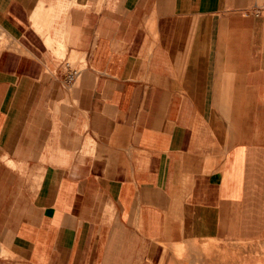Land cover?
Returning <instances> with one entry per match:
<instances>
[{
  "label": "crops",
  "instance_id": "crops-1",
  "mask_svg": "<svg viewBox=\"0 0 264 264\" xmlns=\"http://www.w3.org/2000/svg\"><path fill=\"white\" fill-rule=\"evenodd\" d=\"M0 21V264L259 254L264 0H0Z\"/></svg>",
  "mask_w": 264,
  "mask_h": 264
},
{
  "label": "rangeland",
  "instance_id": "rangeland-1",
  "mask_svg": "<svg viewBox=\"0 0 264 264\" xmlns=\"http://www.w3.org/2000/svg\"><path fill=\"white\" fill-rule=\"evenodd\" d=\"M8 44H9V37L6 35V33H5V31H4L3 27H2L1 21H0V51L3 48L7 47ZM68 60L72 63V66L74 68L80 69L83 72V69H84L83 65H80V63L75 61L73 58H70V59L67 58L65 61H68ZM65 84L66 85H71V84H68L66 82H65ZM249 254H250V252L248 251L247 247H245V248L243 247V256H242V259H241L242 264H250L251 260L252 261L253 260L254 261L257 260V262H254V263H257V264H264V246L261 247V250H260L259 254H257L256 257H253V259H250L251 256ZM222 260H224V259H222Z\"/></svg>",
  "mask_w": 264,
  "mask_h": 264
},
{
  "label": "built area",
  "instance_id": "built-area-1",
  "mask_svg": "<svg viewBox=\"0 0 264 264\" xmlns=\"http://www.w3.org/2000/svg\"><path fill=\"white\" fill-rule=\"evenodd\" d=\"M62 70L64 81L68 84H72L82 74V70L74 68L69 60L63 63Z\"/></svg>",
  "mask_w": 264,
  "mask_h": 264
}]
</instances>
